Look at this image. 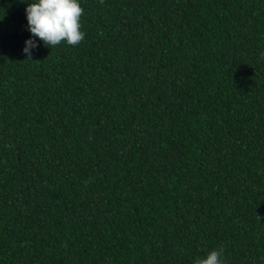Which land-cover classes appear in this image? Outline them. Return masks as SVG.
Segmentation results:
<instances>
[{
  "label": "trees",
  "instance_id": "trees-1",
  "mask_svg": "<svg viewBox=\"0 0 264 264\" xmlns=\"http://www.w3.org/2000/svg\"><path fill=\"white\" fill-rule=\"evenodd\" d=\"M31 2L0 0V264H264V0H79L32 60Z\"/></svg>",
  "mask_w": 264,
  "mask_h": 264
},
{
  "label": "clouds",
  "instance_id": "clouds-1",
  "mask_svg": "<svg viewBox=\"0 0 264 264\" xmlns=\"http://www.w3.org/2000/svg\"><path fill=\"white\" fill-rule=\"evenodd\" d=\"M19 2L25 3V0ZM103 2L100 0V3ZM25 12L27 29L31 33L23 48L27 58L31 59L32 50L39 46L36 38L51 49L62 42L78 46L85 39V33L81 31L84 9L79 0H32L27 4ZM261 58L264 59V53H261ZM257 218L264 219L259 215ZM223 257L224 246L221 245L208 252L205 258L196 259L194 264H224Z\"/></svg>",
  "mask_w": 264,
  "mask_h": 264
}]
</instances>
